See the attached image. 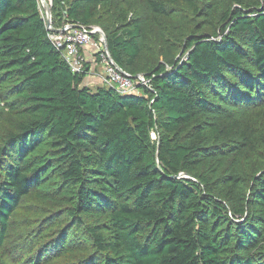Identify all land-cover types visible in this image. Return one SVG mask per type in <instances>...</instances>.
<instances>
[{"label":"trees","instance_id":"16d2710c","mask_svg":"<svg viewBox=\"0 0 264 264\" xmlns=\"http://www.w3.org/2000/svg\"><path fill=\"white\" fill-rule=\"evenodd\" d=\"M144 3L53 0L150 81L121 94L71 72L37 0H0V264H264V0Z\"/></svg>","mask_w":264,"mask_h":264},{"label":"built area","instance_id":"2783aa9c","mask_svg":"<svg viewBox=\"0 0 264 264\" xmlns=\"http://www.w3.org/2000/svg\"><path fill=\"white\" fill-rule=\"evenodd\" d=\"M37 2L48 37L72 73H91L90 67L85 68V65L99 61L103 68L102 85L112 87L121 94L137 93L141 86L151 89L150 81L144 74L132 76L116 64L105 48L106 37L100 27L69 21L56 25L51 12L53 0Z\"/></svg>","mask_w":264,"mask_h":264},{"label":"rangeland","instance_id":"374dc122","mask_svg":"<svg viewBox=\"0 0 264 264\" xmlns=\"http://www.w3.org/2000/svg\"><path fill=\"white\" fill-rule=\"evenodd\" d=\"M138 8H139L138 11H139L140 16L141 17H144L143 18V20H144L143 22H146L145 16L148 17V10H147V8L145 6L144 0H138ZM96 86H101V85L100 84L99 85L97 84V85H95V87ZM92 88H94V86H92ZM17 219L18 220L16 221L15 231H12L11 230V233L15 237V242L16 243L20 242L17 239V235H19L18 232H20L22 230L27 233V238L37 237V234L40 231V226L42 225V221L41 220L40 221L38 220V219H40V216L38 217V219L35 216H32V219H28L27 217H24V215H21V216L18 215L17 216ZM70 229L73 230V228H70ZM71 235H72L71 237H74L76 235L75 234V231H71ZM40 245L41 244L36 245L35 247L29 248V252L26 255V257L23 256L24 260H23L22 264H32L33 256H35L36 252L38 250H40ZM49 245H50L49 243H46L45 244V247H49ZM53 248H57V246L54 245ZM50 250H52V248H50ZM56 254H53L52 256H54ZM2 258L3 259L6 258V254L3 253V252L0 253V262L1 263H2ZM66 262L67 261L64 260V259L58 260V259L55 258V263L54 264H67Z\"/></svg>","mask_w":264,"mask_h":264},{"label":"crops","instance_id":"0c3cea01","mask_svg":"<svg viewBox=\"0 0 264 264\" xmlns=\"http://www.w3.org/2000/svg\"><path fill=\"white\" fill-rule=\"evenodd\" d=\"M91 59V58H90ZM91 60H89V62H91ZM88 66L90 67V70L92 71L91 73H88L87 75H85L82 83L84 86H88V87H92L95 85H101V77H102V73H103V68H102V64L97 61L96 63H89Z\"/></svg>","mask_w":264,"mask_h":264},{"label":"water","instance_id":"95a60500","mask_svg":"<svg viewBox=\"0 0 264 264\" xmlns=\"http://www.w3.org/2000/svg\"><path fill=\"white\" fill-rule=\"evenodd\" d=\"M105 48H106V49H108V48H107V44H106V43H105Z\"/></svg>","mask_w":264,"mask_h":264},{"label":"clouds","instance_id":"9594fccd","mask_svg":"<svg viewBox=\"0 0 264 264\" xmlns=\"http://www.w3.org/2000/svg\"><path fill=\"white\" fill-rule=\"evenodd\" d=\"M102 85V84H101ZM102 86H104V85H102Z\"/></svg>","mask_w":264,"mask_h":264}]
</instances>
